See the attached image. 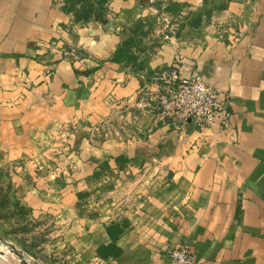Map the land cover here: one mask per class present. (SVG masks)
I'll use <instances>...</instances> for the list:
<instances>
[{
  "label": "crops",
  "instance_id": "0c3cea01",
  "mask_svg": "<svg viewBox=\"0 0 264 264\" xmlns=\"http://www.w3.org/2000/svg\"><path fill=\"white\" fill-rule=\"evenodd\" d=\"M106 5L81 19L66 0H0V148L68 141L51 205L70 215L72 264H174L183 241L195 264H264V0ZM170 68L226 96L229 124L148 107Z\"/></svg>",
  "mask_w": 264,
  "mask_h": 264
},
{
  "label": "rangeland",
  "instance_id": "374dc122",
  "mask_svg": "<svg viewBox=\"0 0 264 264\" xmlns=\"http://www.w3.org/2000/svg\"><path fill=\"white\" fill-rule=\"evenodd\" d=\"M106 3L108 0L104 2L105 9ZM162 13L167 12L160 7L155 14ZM198 18L196 12H191L187 20L195 25ZM112 123L111 127L124 125L119 117ZM67 143H48L45 150L35 152L0 148V264H23L16 250L32 264H72V248L68 247L66 230L62 228L69 223L70 215L53 211L57 201L55 206L51 205L55 201L51 198L53 181L68 173L62 162L67 158V152L62 150ZM42 195L44 206H35V199Z\"/></svg>",
  "mask_w": 264,
  "mask_h": 264
},
{
  "label": "built area",
  "instance_id": "2783aa9c",
  "mask_svg": "<svg viewBox=\"0 0 264 264\" xmlns=\"http://www.w3.org/2000/svg\"><path fill=\"white\" fill-rule=\"evenodd\" d=\"M160 83L148 94L147 105L164 116H171L185 127L192 122L203 127L217 121L223 126L230 122L226 96H220L201 74L180 75L176 68L161 71ZM168 254L174 264H195L191 245L183 241L170 248Z\"/></svg>",
  "mask_w": 264,
  "mask_h": 264
},
{
  "label": "trees",
  "instance_id": "16d2710c",
  "mask_svg": "<svg viewBox=\"0 0 264 264\" xmlns=\"http://www.w3.org/2000/svg\"><path fill=\"white\" fill-rule=\"evenodd\" d=\"M105 1L106 0H66L68 9L74 12L76 18L81 19H88L94 14H97L99 17L102 16L103 5ZM77 3H79V6H77ZM164 8L168 11H175L177 9V4L173 3L170 5H166ZM198 16L200 17L199 14ZM137 30H139L143 34H145L146 32V30L140 29V25L138 24V22H136L133 26H130V34L123 40L122 46H120L118 50H116V54L112 56V59L120 60L124 57L129 56L128 50L135 40V37L132 33H136Z\"/></svg>",
  "mask_w": 264,
  "mask_h": 264
},
{
  "label": "water",
  "instance_id": "95a60500",
  "mask_svg": "<svg viewBox=\"0 0 264 264\" xmlns=\"http://www.w3.org/2000/svg\"><path fill=\"white\" fill-rule=\"evenodd\" d=\"M15 253L20 257L21 262L23 264H32L26 258H24L23 254H22V252H20V250H16Z\"/></svg>",
  "mask_w": 264,
  "mask_h": 264
}]
</instances>
